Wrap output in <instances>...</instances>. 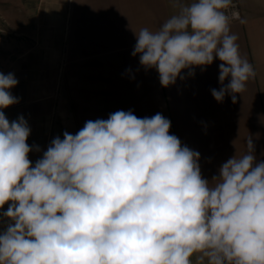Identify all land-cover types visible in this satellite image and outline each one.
Wrapping results in <instances>:
<instances>
[{
    "label": "clouds",
    "instance_id": "9594fccd",
    "mask_svg": "<svg viewBox=\"0 0 264 264\" xmlns=\"http://www.w3.org/2000/svg\"><path fill=\"white\" fill-rule=\"evenodd\" d=\"M173 6L157 30L134 32L132 56L163 88L219 60L211 94L237 103L256 73L231 32L245 22L233 0ZM18 83L0 72V264H194L195 254V264H264V160L252 136L209 180L168 118L119 110L55 137L33 164L27 121L3 111L19 102Z\"/></svg>",
    "mask_w": 264,
    "mask_h": 264
},
{
    "label": "crops",
    "instance_id": "0c3cea01",
    "mask_svg": "<svg viewBox=\"0 0 264 264\" xmlns=\"http://www.w3.org/2000/svg\"><path fill=\"white\" fill-rule=\"evenodd\" d=\"M236 1L245 22H230L231 32L256 75L235 104L230 96L218 103L211 94L220 87L219 60L203 71L195 68L194 77L185 71L186 79L163 88L158 73L132 56L134 32L157 30L176 12L173 0H51L42 8L37 3L33 28L21 26L19 46L0 68L19 81L11 89L19 102L3 111L9 121H27L29 159L35 164L55 137L75 134L88 120L131 110L141 118H168L170 133L200 153L206 179L234 154H245L249 136L257 159L264 160V0ZM40 9L48 12L41 19Z\"/></svg>",
    "mask_w": 264,
    "mask_h": 264
},
{
    "label": "rangeland",
    "instance_id": "374dc122",
    "mask_svg": "<svg viewBox=\"0 0 264 264\" xmlns=\"http://www.w3.org/2000/svg\"><path fill=\"white\" fill-rule=\"evenodd\" d=\"M39 2L42 8L51 0H0V68L14 55L10 54L11 51L19 46L21 26L33 28L37 14L35 8ZM44 13L48 12L40 9V19ZM28 43L31 44V39H28Z\"/></svg>",
    "mask_w": 264,
    "mask_h": 264
},
{
    "label": "built area",
    "instance_id": "2783aa9c",
    "mask_svg": "<svg viewBox=\"0 0 264 264\" xmlns=\"http://www.w3.org/2000/svg\"><path fill=\"white\" fill-rule=\"evenodd\" d=\"M233 4L235 5V9L239 12L240 17H241V11H240V6H239L238 1L233 0ZM233 21H237V20H232L231 22H233Z\"/></svg>",
    "mask_w": 264,
    "mask_h": 264
}]
</instances>
